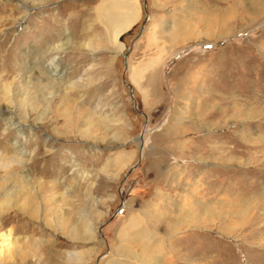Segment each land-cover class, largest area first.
Returning <instances> with one entry per match:
<instances>
[{
    "label": "rangeland",
    "instance_id": "374dc122",
    "mask_svg": "<svg viewBox=\"0 0 264 264\" xmlns=\"http://www.w3.org/2000/svg\"><path fill=\"white\" fill-rule=\"evenodd\" d=\"M102 1L0 0V264H264V0Z\"/></svg>",
    "mask_w": 264,
    "mask_h": 264
},
{
    "label": "bare ground",
    "instance_id": "6f19581e",
    "mask_svg": "<svg viewBox=\"0 0 264 264\" xmlns=\"http://www.w3.org/2000/svg\"><path fill=\"white\" fill-rule=\"evenodd\" d=\"M137 5L138 4H137L136 0H104V1H102V4L98 8L95 9V12H96L95 14L97 15L98 20H100L101 25L104 27V30L106 32V40L112 46V49L116 52L122 51L124 48V45L119 42L118 36L121 33L125 32L132 24H134L139 19V8ZM160 22H161V24L162 23L164 24V21L163 22L160 21ZM161 28H162L161 31L164 33L170 32L169 30L165 29L164 27H161ZM171 28L174 29V31H176V32L180 31V28L175 23H172ZM154 77H155L154 72H151L147 76V78H146L147 79L146 80L147 87L148 86L151 88L153 87ZM146 85H145V87H146ZM141 141H142V135H141ZM122 157H125V155H123V154L119 155V157L117 158L118 163H120V160H122ZM246 203L249 206L250 202L246 201ZM200 205H202L204 213L206 212V210H209V209H210L209 211H211V208L209 207L211 205H209V206H205L204 204H200ZM198 207H201V206H198ZM214 214H216V213H214ZM185 217H186L185 220L182 219L183 223H184V221L191 220L193 224L199 223V225H202L203 219L198 218L196 215L193 216V214H192L190 217H187V216H185ZM180 222H182V221H180ZM83 232L86 233V235H87V231H83ZM139 233H137V234H139ZM129 236H133V233ZM151 264H158V263L152 262Z\"/></svg>",
    "mask_w": 264,
    "mask_h": 264
},
{
    "label": "water",
    "instance_id": "95a60500",
    "mask_svg": "<svg viewBox=\"0 0 264 264\" xmlns=\"http://www.w3.org/2000/svg\"><path fill=\"white\" fill-rule=\"evenodd\" d=\"M127 87H128V90L130 91V87L127 85ZM142 116L145 118V116H144V114H142ZM144 129H141V131H140V134L137 136V141H139L138 143V145H139V148H140V146H141V135L144 133Z\"/></svg>",
    "mask_w": 264,
    "mask_h": 264
}]
</instances>
